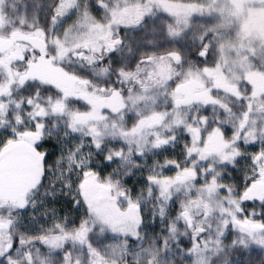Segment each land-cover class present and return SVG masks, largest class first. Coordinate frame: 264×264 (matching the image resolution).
Returning <instances> with one entry per match:
<instances>
[{"label":"snow or ice","instance_id":"obj_1","mask_svg":"<svg viewBox=\"0 0 264 264\" xmlns=\"http://www.w3.org/2000/svg\"><path fill=\"white\" fill-rule=\"evenodd\" d=\"M18 2L0 148L38 167L0 264H264V0Z\"/></svg>","mask_w":264,"mask_h":264},{"label":"trees","instance_id":"obj_2","mask_svg":"<svg viewBox=\"0 0 264 264\" xmlns=\"http://www.w3.org/2000/svg\"><path fill=\"white\" fill-rule=\"evenodd\" d=\"M260 15L264 16V11ZM37 167L38 162L23 144L14 142L0 148V190L18 189L33 177ZM15 181L20 182L18 188ZM256 256L258 258V254ZM233 259L235 260V254Z\"/></svg>","mask_w":264,"mask_h":264},{"label":"rangeland","instance_id":"obj_3","mask_svg":"<svg viewBox=\"0 0 264 264\" xmlns=\"http://www.w3.org/2000/svg\"><path fill=\"white\" fill-rule=\"evenodd\" d=\"M28 2L30 4L34 3V0H28ZM7 4L8 5H12L15 4L16 7H22V4L18 2V0H7ZM4 11L7 12L10 16H14L15 13H13L11 11V9L9 7H7V5L4 7ZM262 11L259 10H250L249 14H248V19L246 21L247 26L252 29V30H256V31H260V30H264V20L263 17L261 16L260 13ZM188 45H192V41L188 40L187 41ZM16 184V188H18V185L20 184L19 181H15Z\"/></svg>","mask_w":264,"mask_h":264}]
</instances>
